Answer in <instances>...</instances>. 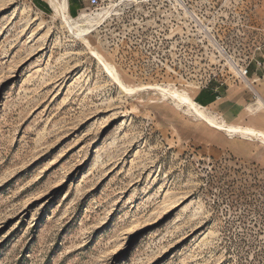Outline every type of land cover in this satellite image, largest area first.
Here are the masks:
<instances>
[{
    "label": "rangeland",
    "instance_id": "374dc122",
    "mask_svg": "<svg viewBox=\"0 0 264 264\" xmlns=\"http://www.w3.org/2000/svg\"><path fill=\"white\" fill-rule=\"evenodd\" d=\"M68 2L114 5L88 44L49 0H0V264H264V142L159 88L240 94L226 123L264 131L239 78L264 0Z\"/></svg>",
    "mask_w": 264,
    "mask_h": 264
},
{
    "label": "bare ground",
    "instance_id": "6f19581e",
    "mask_svg": "<svg viewBox=\"0 0 264 264\" xmlns=\"http://www.w3.org/2000/svg\"><path fill=\"white\" fill-rule=\"evenodd\" d=\"M49 2L51 6L53 7L54 11L58 15H60L62 20L65 22V24L69 27L68 29H70L79 38H81L83 42L87 44H88V41L86 37L90 35V33L95 29L96 26H99L103 24V22L106 21V19L113 12V6H114V5H110L109 7H106L105 9H102L101 11L96 12L95 14H88L85 12L84 9H81L79 15L77 17H74L71 15L69 11L68 0H49ZM91 50H92V53H94L100 58V60H103L101 54L97 50L92 49V48ZM106 67L112 73V70L110 69L111 66L109 67L106 64ZM243 81L246 84V87H249L251 89L252 83H250V80L244 78ZM123 87L127 90L129 89L125 86ZM159 88L165 93H168L169 95H171L179 103L187 105L196 116L205 120L210 125L217 127L219 129L225 130L230 134L240 133L250 138H255V139L259 138L261 141L264 142V131L258 130L254 128L253 126H242V125L226 123L223 120H219V117L217 116V114H214L210 111V108H211L210 106H204V105L199 104L187 93L181 92L178 89H171V88L166 89L163 87H159ZM252 89H253V86H252ZM255 105H256V108L258 109L264 108L263 98L262 97L258 98ZM253 109H254L253 106H250L249 110L253 111Z\"/></svg>",
    "mask_w": 264,
    "mask_h": 264
},
{
    "label": "crops",
    "instance_id": "0c3cea01",
    "mask_svg": "<svg viewBox=\"0 0 264 264\" xmlns=\"http://www.w3.org/2000/svg\"><path fill=\"white\" fill-rule=\"evenodd\" d=\"M256 57L258 59H261L263 63L261 66H259L254 62L255 72L251 73L249 69L248 78L246 79L249 80L250 74H253L252 77H256L255 81H258V83H263L264 80L262 79V77H264V74L262 75V77H260L261 75H259V72L261 69H264V53H257ZM241 79L243 80V78ZM250 83H252L253 85L254 82L250 81ZM246 105V98L244 96L235 93H228L223 97H216L215 100L207 103L206 106H210L211 108H213L225 122H232L233 120H236L237 118L242 116L243 112L246 109Z\"/></svg>",
    "mask_w": 264,
    "mask_h": 264
},
{
    "label": "built area",
    "instance_id": "2783aa9c",
    "mask_svg": "<svg viewBox=\"0 0 264 264\" xmlns=\"http://www.w3.org/2000/svg\"><path fill=\"white\" fill-rule=\"evenodd\" d=\"M90 4L92 6H99L100 5V0H90ZM257 53H264V41L262 43H260V45L256 46L254 51H253V55H252V60L251 62H255L256 64H258L259 66L262 65V60L258 59L256 57ZM251 62L245 66H243L242 68H239V77L241 78H248V74H249V69H250V64Z\"/></svg>",
    "mask_w": 264,
    "mask_h": 264
},
{
    "label": "trees",
    "instance_id": "16d2710c",
    "mask_svg": "<svg viewBox=\"0 0 264 264\" xmlns=\"http://www.w3.org/2000/svg\"><path fill=\"white\" fill-rule=\"evenodd\" d=\"M72 9V13L73 14H75V8L74 7H71ZM216 99V95L213 93V94H211V95H209L208 96V99H204V93L203 92H201L200 94H199V96L197 97V100L199 101V102H201V104H203V105H207V103H209V102H211V101H213V100H215Z\"/></svg>",
    "mask_w": 264,
    "mask_h": 264
}]
</instances>
